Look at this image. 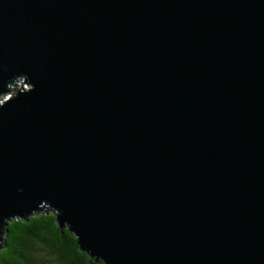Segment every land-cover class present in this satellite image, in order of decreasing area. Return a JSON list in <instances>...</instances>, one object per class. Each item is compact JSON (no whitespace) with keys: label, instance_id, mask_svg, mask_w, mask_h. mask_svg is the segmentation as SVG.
<instances>
[{"label":"water","instance_id":"water-1","mask_svg":"<svg viewBox=\"0 0 264 264\" xmlns=\"http://www.w3.org/2000/svg\"><path fill=\"white\" fill-rule=\"evenodd\" d=\"M49 211L104 264H264V0H0V248Z\"/></svg>","mask_w":264,"mask_h":264},{"label":"trees","instance_id":"trees-1","mask_svg":"<svg viewBox=\"0 0 264 264\" xmlns=\"http://www.w3.org/2000/svg\"><path fill=\"white\" fill-rule=\"evenodd\" d=\"M6 228L0 264H104L79 251L74 236L57 227L52 211L9 221ZM37 249L39 259L33 256Z\"/></svg>","mask_w":264,"mask_h":264},{"label":"rangeland","instance_id":"rangeland-1","mask_svg":"<svg viewBox=\"0 0 264 264\" xmlns=\"http://www.w3.org/2000/svg\"><path fill=\"white\" fill-rule=\"evenodd\" d=\"M39 249V248H38ZM38 249H37V251L35 252V254L33 255L34 256V258H36V259H39V257H40V252L38 251Z\"/></svg>","mask_w":264,"mask_h":264}]
</instances>
